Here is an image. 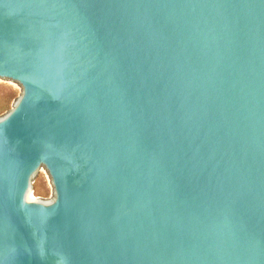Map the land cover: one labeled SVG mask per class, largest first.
<instances>
[{"label":"water","instance_id":"water-1","mask_svg":"<svg viewBox=\"0 0 264 264\" xmlns=\"http://www.w3.org/2000/svg\"><path fill=\"white\" fill-rule=\"evenodd\" d=\"M0 264H264V0H0Z\"/></svg>","mask_w":264,"mask_h":264},{"label":"rangeland","instance_id":"rangeland-1","mask_svg":"<svg viewBox=\"0 0 264 264\" xmlns=\"http://www.w3.org/2000/svg\"><path fill=\"white\" fill-rule=\"evenodd\" d=\"M20 94L21 87L19 85L7 80L0 81V117L14 106Z\"/></svg>","mask_w":264,"mask_h":264},{"label":"trees","instance_id":"trees-1","mask_svg":"<svg viewBox=\"0 0 264 264\" xmlns=\"http://www.w3.org/2000/svg\"><path fill=\"white\" fill-rule=\"evenodd\" d=\"M8 110V109H7ZM4 111V110H3ZM6 111V110H5Z\"/></svg>","mask_w":264,"mask_h":264}]
</instances>
